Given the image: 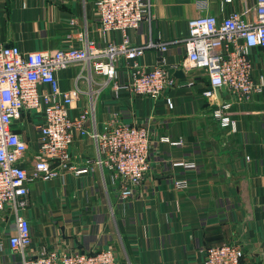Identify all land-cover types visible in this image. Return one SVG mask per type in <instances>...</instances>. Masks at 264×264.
<instances>
[{
	"label": "crops",
	"instance_id": "crops-1",
	"mask_svg": "<svg viewBox=\"0 0 264 264\" xmlns=\"http://www.w3.org/2000/svg\"><path fill=\"white\" fill-rule=\"evenodd\" d=\"M197 1L156 0L153 21L130 30L132 41L182 38L189 19L201 13ZM253 2L208 0L204 13L221 18ZM95 3L0 0V44L17 45L29 52L70 44L81 46L87 39L101 45L121 41L119 31H98ZM72 18L77 19L76 24ZM251 57L257 78L264 73V49H252ZM159 58L157 49H149L142 61L151 66ZM166 58L174 83L161 98L117 95L111 81L94 100L88 94L81 95L73 110L79 112L92 105L98 127L113 112L119 113L123 121L151 126L152 169L143 184L136 187V195L126 201L121 198L120 184L111 171L95 162L94 141L77 135L72 145V164L89 170L65 171L30 185L25 213L32 224L35 251L43 246L59 251L113 246L120 264H203L207 247L238 242L245 248L243 264H264V93L239 102L220 90L222 104H232L227 111L234 122L222 126L214 116L221 100L204 95L210 85L203 71L183 68V45L172 46ZM122 69L119 81L127 79ZM178 69H184V77L176 75ZM80 71L79 66L60 70L61 88L74 87ZM95 79L102 84L106 77L95 75ZM78 84L85 90L96 89L85 77ZM18 122L19 132L30 144L22 165L31 168L37 131L28 114ZM161 135L182 143H163ZM182 160L196 166L174 165ZM176 180H186L187 186L176 187ZM9 223H0V264H15L7 244Z\"/></svg>",
	"mask_w": 264,
	"mask_h": 264
},
{
	"label": "built area",
	"instance_id": "built-area-1",
	"mask_svg": "<svg viewBox=\"0 0 264 264\" xmlns=\"http://www.w3.org/2000/svg\"><path fill=\"white\" fill-rule=\"evenodd\" d=\"M155 1L96 0L98 31H119L121 41L101 45L87 39L81 46L70 44L29 52H23L17 45L0 44V223L10 222L7 244L14 253L15 264H120L113 246L92 251H59L43 246L35 251L32 224L25 213L32 182L48 180L65 171L89 170L72 164V145L77 135L94 141L96 164L111 171L125 201L136 195V187L151 172V126L123 121L119 113L113 112L98 127L92 105L73 111L81 95L88 94L94 100L100 89L114 81L117 95L161 98L174 83L166 55L176 44L185 49L183 68H198L208 76L210 87L204 92L207 98L216 99V89L226 90L239 102L264 93V73L254 77L251 57L252 49H264V0H254L251 6L221 18L204 13L208 0H198L201 13L189 19L185 36L134 43L129 31L153 21ZM71 21L77 23L76 18ZM149 49L160 53L159 60L151 66L142 61ZM75 66L81 67L78 81L85 77L96 89L85 90L78 81L70 89L61 88L58 72ZM122 68L127 75L125 81L118 80ZM95 75L106 79L98 84ZM231 105L224 103L214 110L222 126L234 123L227 111ZM23 114L30 115L37 131L31 168L22 165L30 151L28 140L19 132L18 120ZM159 140L175 146L182 143L167 135H161ZM174 165L196 166L184 160ZM175 186L184 189L187 182L176 180ZM244 256L245 248L238 242L211 245L205 250L203 264H243Z\"/></svg>",
	"mask_w": 264,
	"mask_h": 264
},
{
	"label": "water",
	"instance_id": "water-1",
	"mask_svg": "<svg viewBox=\"0 0 264 264\" xmlns=\"http://www.w3.org/2000/svg\"><path fill=\"white\" fill-rule=\"evenodd\" d=\"M176 75L177 76H183L184 77V71L182 69H178L176 71ZM216 92H217L218 99L221 100V104H222V98H221V94H220V89H216Z\"/></svg>",
	"mask_w": 264,
	"mask_h": 264
},
{
	"label": "rangeland",
	"instance_id": "rangeland-1",
	"mask_svg": "<svg viewBox=\"0 0 264 264\" xmlns=\"http://www.w3.org/2000/svg\"><path fill=\"white\" fill-rule=\"evenodd\" d=\"M81 69V67H79Z\"/></svg>",
	"mask_w": 264,
	"mask_h": 264
}]
</instances>
